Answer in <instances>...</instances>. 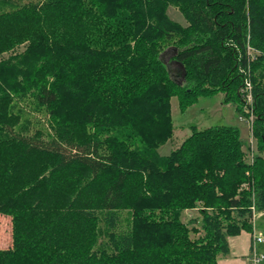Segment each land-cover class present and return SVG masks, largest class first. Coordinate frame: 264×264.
I'll return each mask as SVG.
<instances>
[{"label":"trees","instance_id":"obj_1","mask_svg":"<svg viewBox=\"0 0 264 264\" xmlns=\"http://www.w3.org/2000/svg\"><path fill=\"white\" fill-rule=\"evenodd\" d=\"M172 46L182 84L161 58ZM246 79L253 160L229 124L159 152L173 97L186 110L224 92L249 118ZM253 203L264 210V0H0V264H219L253 231Z\"/></svg>","mask_w":264,"mask_h":264},{"label":"rangeland","instance_id":"obj_2","mask_svg":"<svg viewBox=\"0 0 264 264\" xmlns=\"http://www.w3.org/2000/svg\"><path fill=\"white\" fill-rule=\"evenodd\" d=\"M169 16L184 25L188 24V21L181 10L174 5H170L168 8ZM175 51L170 49L163 56V60L167 63L168 67L174 73H178L181 70L180 66L177 64L173 57ZM178 81L181 84L184 79L176 75ZM244 88V87H243ZM242 88V92L244 93ZM245 96V95H244ZM224 92H218L211 96H201L196 103L189 106L186 110H182L179 105V98L177 96L172 98V117L175 125V134L172 139L168 140L164 145L159 148V152L163 155L168 154L172 149L176 148L183 142V140L191 134V126L197 125L199 128H205L208 126H218L223 124L235 125L241 131V137L244 140V148L247 150V159L253 160L255 154L259 151L257 149V140L252 134V121L253 118L248 120V118L243 114L238 112L235 103H225ZM243 115L244 118H240ZM199 212L197 209L187 210L184 219L188 220L191 217L198 216ZM123 216L127 219L130 214L125 211ZM126 224V220L124 223ZM259 230L264 235V215L258 220ZM251 238H252V232ZM12 244V223L11 217L0 212V248H7ZM258 252L264 255V242L260 243L258 246ZM242 248V246H241ZM253 253L250 250L249 255L244 256V260H240L239 264H264V258L258 262L254 263L252 260Z\"/></svg>","mask_w":264,"mask_h":264},{"label":"built area","instance_id":"obj_3","mask_svg":"<svg viewBox=\"0 0 264 264\" xmlns=\"http://www.w3.org/2000/svg\"><path fill=\"white\" fill-rule=\"evenodd\" d=\"M244 95L246 97V102L248 106V111H250L252 114L248 118L250 121L253 118V109L249 108V106H253V93H252V83L250 80L246 79L245 80V85L243 88ZM240 118H244L243 115L240 116ZM252 216H251V222L253 226V231H252V253L253 257L252 260L254 263L260 262L263 258L264 255L258 252V245L262 242H264V235L263 233L259 230L258 227V220L260 217L264 215V210H259L256 206L255 203L252 204Z\"/></svg>","mask_w":264,"mask_h":264},{"label":"crops","instance_id":"obj_4","mask_svg":"<svg viewBox=\"0 0 264 264\" xmlns=\"http://www.w3.org/2000/svg\"><path fill=\"white\" fill-rule=\"evenodd\" d=\"M230 241V253L219 257V264H239L243 257L252 251V238L249 231L243 230L241 234L232 236ZM242 246V248H241Z\"/></svg>","mask_w":264,"mask_h":264},{"label":"water","instance_id":"obj_5","mask_svg":"<svg viewBox=\"0 0 264 264\" xmlns=\"http://www.w3.org/2000/svg\"><path fill=\"white\" fill-rule=\"evenodd\" d=\"M170 49H173L175 52L177 51V48L176 47H174V46L169 47L164 52H162L161 58H163V56L165 55V53H167ZM175 61L180 66L181 70L180 71L178 70L179 72L176 74V73L172 72V70L168 67L169 68V72H170L173 80L174 81H178L177 78H176V75H178V76L182 77L183 79H185L187 72H186V69H185L184 65L181 62L177 61V60H175ZM178 82L181 83L180 81H178Z\"/></svg>","mask_w":264,"mask_h":264},{"label":"flooded vegetation","instance_id":"obj_6","mask_svg":"<svg viewBox=\"0 0 264 264\" xmlns=\"http://www.w3.org/2000/svg\"><path fill=\"white\" fill-rule=\"evenodd\" d=\"M180 71V70H179Z\"/></svg>","mask_w":264,"mask_h":264}]
</instances>
